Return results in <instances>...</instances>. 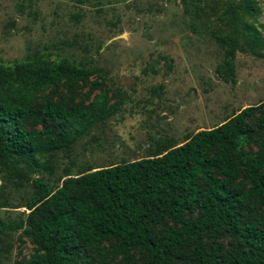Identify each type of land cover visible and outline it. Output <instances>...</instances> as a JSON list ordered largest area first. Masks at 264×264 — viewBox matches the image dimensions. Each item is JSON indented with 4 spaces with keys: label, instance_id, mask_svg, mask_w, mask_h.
I'll return each mask as SVG.
<instances>
[{
    "label": "trees",
    "instance_id": "obj_1",
    "mask_svg": "<svg viewBox=\"0 0 264 264\" xmlns=\"http://www.w3.org/2000/svg\"><path fill=\"white\" fill-rule=\"evenodd\" d=\"M261 13L257 0L228 4L225 16L243 31L213 32L225 50L223 78L235 83L238 53L264 57ZM48 58L36 53L0 65V180L35 188L19 222L0 218V241L21 230L33 245L14 264H264V101L163 153L75 176L67 170L53 186L38 176L53 173L49 159L120 104L107 88L88 104L56 102L49 91L88 82L100 70Z\"/></svg>",
    "mask_w": 264,
    "mask_h": 264
},
{
    "label": "rangeland",
    "instance_id": "obj_2",
    "mask_svg": "<svg viewBox=\"0 0 264 264\" xmlns=\"http://www.w3.org/2000/svg\"><path fill=\"white\" fill-rule=\"evenodd\" d=\"M232 1L0 0V65H14L36 53L51 61L86 63L100 74L46 95L73 106L83 99L88 104L107 88L112 103L120 104L71 150L49 159L53 173L38 176L59 186L67 170L75 176L163 153L264 101V57L238 53L235 83L218 73L226 56L213 32L243 31L224 14ZM257 1L262 8L258 22L263 24L264 0ZM95 80L102 86L94 88ZM157 115L165 116L160 122L164 131L155 136L151 128ZM2 183L0 202L5 207H0V218L14 224L26 212L35 188L27 181L21 185L16 177ZM32 252L21 230L8 232L0 241V264H14ZM140 259L135 253V262Z\"/></svg>",
    "mask_w": 264,
    "mask_h": 264
},
{
    "label": "water",
    "instance_id": "obj_3",
    "mask_svg": "<svg viewBox=\"0 0 264 264\" xmlns=\"http://www.w3.org/2000/svg\"><path fill=\"white\" fill-rule=\"evenodd\" d=\"M164 119H165V116H161V115L156 116L155 126L151 128V131L154 132L155 136H157L159 132L164 131V129L160 125V122Z\"/></svg>",
    "mask_w": 264,
    "mask_h": 264
}]
</instances>
